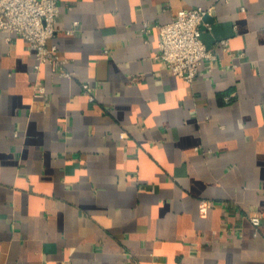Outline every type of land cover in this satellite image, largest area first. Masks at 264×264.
Wrapping results in <instances>:
<instances>
[{
	"label": "crops",
	"instance_id": "0c3cea01",
	"mask_svg": "<svg viewBox=\"0 0 264 264\" xmlns=\"http://www.w3.org/2000/svg\"><path fill=\"white\" fill-rule=\"evenodd\" d=\"M57 3L69 77L0 31V264H264V0ZM197 7L187 83L158 25Z\"/></svg>",
	"mask_w": 264,
	"mask_h": 264
},
{
	"label": "built area",
	"instance_id": "2783aa9c",
	"mask_svg": "<svg viewBox=\"0 0 264 264\" xmlns=\"http://www.w3.org/2000/svg\"><path fill=\"white\" fill-rule=\"evenodd\" d=\"M57 0H0V31L17 34L25 38L29 47L35 52V70L38 72L43 65H50L60 74L71 76L64 71L65 60L60 57L58 46L49 45L48 41L55 35V24L59 17ZM206 11L202 8H186L179 10L174 19L158 25L160 33L159 59L174 74L187 83L193 82L203 61L217 60V55L207 47L202 38V29ZM78 23L75 22V26ZM151 28L145 23L143 31L150 33ZM74 33V29L67 34ZM227 49L228 39L221 41ZM88 100L93 102L94 87L89 83L82 84ZM45 86L37 82L34 86V97L45 95ZM231 97H225L227 102ZM212 201L201 199L199 210L202 216L207 215L212 207ZM249 219L258 228L264 219V213H251Z\"/></svg>",
	"mask_w": 264,
	"mask_h": 264
},
{
	"label": "water",
	"instance_id": "95a60500",
	"mask_svg": "<svg viewBox=\"0 0 264 264\" xmlns=\"http://www.w3.org/2000/svg\"><path fill=\"white\" fill-rule=\"evenodd\" d=\"M201 29H202V38H203L205 35V33H204L205 29L202 26H201Z\"/></svg>",
	"mask_w": 264,
	"mask_h": 264
}]
</instances>
